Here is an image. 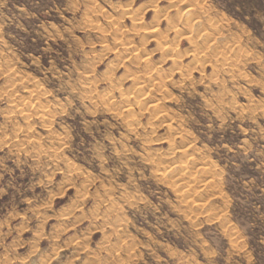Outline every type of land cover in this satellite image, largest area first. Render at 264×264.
Returning a JSON list of instances; mask_svg holds the SVG:
<instances>
[{"label": "rangeland", "instance_id": "1", "mask_svg": "<svg viewBox=\"0 0 264 264\" xmlns=\"http://www.w3.org/2000/svg\"><path fill=\"white\" fill-rule=\"evenodd\" d=\"M154 1L181 70L153 0H0V264H264V0Z\"/></svg>", "mask_w": 264, "mask_h": 264}, {"label": "bare ground", "instance_id": "2", "mask_svg": "<svg viewBox=\"0 0 264 264\" xmlns=\"http://www.w3.org/2000/svg\"><path fill=\"white\" fill-rule=\"evenodd\" d=\"M186 1V0H185ZM146 2V1H145ZM154 0H153V4H152V2H150L148 5H147V3H144V2H142V3H140V4H138L135 8H134V10L133 11H127L128 9H126V10H123V11H125V12H122V15L124 14L125 15V13L127 14V13H130V14H128L129 15V17L131 16L132 18H133V24H135L136 26H137V29H140V28H142V31H144V41L146 42V40H148V41H150V43L151 42H154V41H156V47H157V50H162V51H165L166 53V55L167 56H169L170 58L168 59V60H170L171 61V65H172V67L173 68H175V66H178L177 67V69H179V70H181V65H180V63H182V61H181V57H182V55L180 56V54H182V53H180V51L179 50H175V48H174V46H176V44H174V46H173V41H175V40H172L169 36H170V34H171V32H178V36H182L183 34L184 35H189L190 34V36H191V34H192V32L193 31H188V29L190 30V26H191V20H192V18H189V17H187L188 19H186L185 21H183V24H186V27H182L180 24V22L182 21V20H180V21H177V20H173L174 19V17L170 14V12H169V10H166V12L165 13H163V10L164 9H162L161 8V6L160 5H156V6H154L155 4H154ZM174 2H176V1H172L171 0V5L172 6H175L176 5V3L175 4H173ZM181 4H182V0H181ZM189 5H194V4H189ZM149 6V8H151V7H154V13H153V17H152V21H149V22H151V24H149L148 25V23L147 24H145V22L146 21H144V19H145V16H146V14H148L147 13V10H146V8ZM183 6V5H182ZM166 7V6H165ZM176 7H178V5L176 6ZM186 7V6H185ZM171 8V7H170ZM178 8H180V5H179V7ZM115 9V8H114ZM177 10V9H176ZM189 12H190V10H188ZM178 12H180V11H178ZM178 12H176V13H178ZM191 12H192V10H191ZM193 13H195L194 11H193ZM179 14V13H178ZM181 14H183V12L181 13ZM110 15V14H109ZM180 15V14H179ZM188 15H190V14H188ZM187 15V16H188ZM181 16V15H180ZM184 17V16H183ZM191 17H192V14H191ZM196 18V17H195ZM198 18H200V17H198ZM132 20V19H131ZM164 20L166 21V23H167V26L166 27H164L163 29L161 28L162 27V25H163V22H164ZM208 20V19H207ZM117 22V21H116ZM198 22V21H197ZM196 22V23H197ZM109 23V22H108ZM107 23V24H108ZM113 23V22H112ZM111 23V24H112ZM221 23V22H220ZM122 24V23H121ZM140 24V25H139ZM118 26V25H117ZM116 26V27H117ZM110 27V26H109ZM134 27V26H133ZM116 29V28H115ZM134 29H136V27L134 28ZM136 29V30H137ZM193 29V28H192ZM135 30V31H136ZM185 30H186V32H185ZM204 30H205V28H204ZM112 32V31H111ZM124 32V31H123ZM187 33V34H185V33ZM126 33V32H125ZM124 33V34H125ZM131 33H133V32H131ZM210 33V32H209ZM128 34V33H127ZM177 34V33H176ZM203 34V33H202ZM120 35V34H119ZM122 35V34H121ZM142 35V34H141ZM214 36V35H213ZM116 37H117V35H116ZM115 37V38H116ZM122 37V36H121ZM121 37H119V39L118 38H116V39H118V40H120V38ZM126 37H127V35H126ZM132 37V36H131ZM174 37V36H173ZM189 37V36H188ZM193 37V36H192ZM198 37H200V36H198ZM124 38V37H123ZM127 38H129V36L127 37ZM214 38V37H213ZM126 39V38H125ZM134 39V38H133ZM141 39V38H140ZM171 39V40H170ZM190 39H191V37H190ZM107 40V39H106ZM128 40H130V39H128ZM128 40H126V42H128ZM142 40V39H141ZM120 42H121V40H120ZM123 42V41H122ZM125 42V41H124ZM125 42V43H126ZM130 42V41H129ZM129 42L127 43V44H129ZM136 42V41H135ZM144 42V43H145ZM117 43H118V41H117ZM125 43H123V44H125ZM142 44H143V42H141ZM196 43H197V41H196ZM119 44V43H118ZM117 44V45H118ZM122 44V43H121ZM122 44V45H123ZM127 44H125V48H128L126 45ZM131 45H132V43H131ZM129 46H130V44H129ZM136 46V44H134V47ZM190 46H194L193 44H191L190 43ZM230 46V45H229ZM124 47V46H123ZM200 47H202V46H200ZM214 47V46H213ZM218 47V46H217ZM222 47V46H221ZM139 48V47H138ZM141 48V47H140ZM177 48V47H176ZM197 48V47H196ZM132 49H133V47H132ZM194 49V48H193ZM213 50H215V53L216 54H218V56H219V54H221V55H223L224 57H226L227 56V49H226V47L225 48H222V49H219V48H212ZM243 49V48H242ZM136 51L138 50V51H140V55H141V50L142 51H144V50H146V49H141V50H139V49H135ZM189 50H191V49H189ZM201 50V49H200ZM212 50V51H213ZM230 50V49H229ZM131 51V50H130ZM134 51V50H133ZM135 51V53H139V52H136ZM161 51V52H162ZM194 51H195V49H194ZM206 51V50H205ZM210 51V50H209ZM129 52V51H128ZM146 52H148V51H146ZM145 52V53H146ZM152 52V51H151ZM189 52V51H188ZM199 52H201V51H199ZM198 52V50H197V53H199ZM203 52H204V50H203ZM208 52V51H207ZM149 53V52H148ZM164 53V52H163ZM180 53V54H179ZM194 53V52H193ZM195 53H196V51H195ZM196 53V54H197ZM205 53V52H204ZM142 54H144L143 52H142ZM184 54V53H183ZM206 54V53H205ZM229 55V54H228ZM134 57H135V55H133ZM195 56V55H194ZM138 57V56H137ZM142 57V56H141ZM140 57V58H141ZM163 57H164V55H163ZM186 57V56H185ZM139 58V59H140ZM165 58V57H164ZM228 58V57H227ZM143 59V58H142ZM211 59V58H210ZM225 59V58H224ZM145 60V63L146 64H152L153 62H150V58H149V61H147L146 62V60L147 59H144ZM160 60V59H159ZM163 60V59H162ZM197 60V59H196ZM167 62H169V61H167ZM197 62H198V60H197ZM154 64V63H153ZM148 65V66H152L151 68H153L154 67V65ZM171 67V66H170ZM202 67V66H201ZM146 68V69H145ZM145 68H143V69H145L146 71V73L144 72V73H142V74H139V75H137V73H135L134 72V74H136V75H134L133 76V78L135 79L134 80V83L136 84V86L137 87H139V92L140 93H144L143 91H145L147 88H149L148 86L151 84V81L153 80V77L155 76H152V71H154V70H152V69H150L149 67H147L146 65H145ZM148 68V69H147ZM155 69H157V68H155ZM159 69V68H158ZM172 69V68H171ZM165 71V70H164ZM164 71H162V72H164ZM170 71V70H169ZM140 72V71H139ZM156 72V71H155ZM161 72V71H160ZM179 72V71H178ZM182 72V71H181ZM180 72V73H181ZM158 73V72H157ZM177 73V72H176ZM131 74H133V73H131ZM156 74V73H155ZM159 74V73H158ZM157 74V75H158ZM161 75L163 74V73H160ZM156 75V76H157ZM214 75V74H213ZM82 76V75H81ZM155 76V77H156ZM159 76V75H158ZM164 76H166V75H164ZM163 76V77H164ZM130 79H132L131 77H129ZM155 79V78H154ZM162 79V78H161ZM160 80V79H159ZM5 83H9V81H8V79L6 78V79H4L3 80ZM153 81H155V80H153ZM174 81V80H173ZM163 83V82H162ZM161 83V84H162ZM165 83V82H164ZM151 85H153V84H151ZM156 85V84H155ZM157 87V86H156ZM26 91V93H27V96L29 95V100H32V98H33V95L35 96V94H33V91L34 90H30V89H26L25 90ZM139 93V94H140ZM134 94V93H133ZM141 95H143V94H141ZM140 100V99H139ZM141 101V100H140ZM31 101H27V102H24L25 104H28V103H30ZM137 102V101H136ZM210 102V101H209ZM24 103H22V104H24ZM134 103V102H133ZM49 107V104L48 103H42V109H47ZM157 110V109H156ZM56 113V112H55ZM172 113V112H171ZM27 116V115H26ZM167 120V119H166ZM141 125V124H140ZM183 129V128H182ZM41 133V132H40ZM184 154V153H183ZM57 156V155H56ZM173 184V183H172ZM191 212V211H190ZM124 238V237H123ZM79 243V242H78ZM58 248V247H57Z\"/></svg>", "mask_w": 264, "mask_h": 264}]
</instances>
